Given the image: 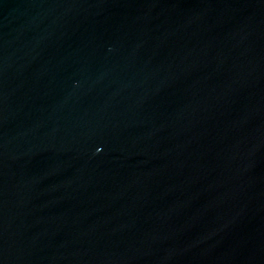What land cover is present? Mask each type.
<instances>
[{
	"label": "water",
	"instance_id": "95a60500",
	"mask_svg": "<svg viewBox=\"0 0 264 264\" xmlns=\"http://www.w3.org/2000/svg\"><path fill=\"white\" fill-rule=\"evenodd\" d=\"M0 264H264V0H0Z\"/></svg>",
	"mask_w": 264,
	"mask_h": 264
}]
</instances>
